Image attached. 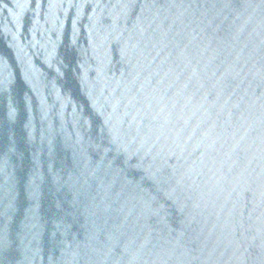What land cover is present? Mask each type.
<instances>
[{
    "label": "water",
    "instance_id": "obj_1",
    "mask_svg": "<svg viewBox=\"0 0 264 264\" xmlns=\"http://www.w3.org/2000/svg\"><path fill=\"white\" fill-rule=\"evenodd\" d=\"M0 264H264V0H0Z\"/></svg>",
    "mask_w": 264,
    "mask_h": 264
}]
</instances>
